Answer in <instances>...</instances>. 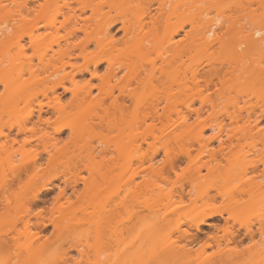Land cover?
Wrapping results in <instances>:
<instances>
[{
  "label": "rangeland",
  "instance_id": "obj_1",
  "mask_svg": "<svg viewBox=\"0 0 264 264\" xmlns=\"http://www.w3.org/2000/svg\"><path fill=\"white\" fill-rule=\"evenodd\" d=\"M25 1L33 6L42 4L44 9L39 13L40 7H37L36 10L24 6L20 7L19 5ZM48 1L47 4V0H0V7L12 8L7 16L0 13V20L6 16L5 20L7 18L9 23H15L19 20L18 24L22 25L12 34V39L7 44L8 51L12 57L17 59L15 60V69L9 79L18 80L22 84V88L19 89L17 96L10 104H4L3 100L0 99V159H2V161L0 160V195H9L10 199L9 207L7 209L2 208L0 234L10 228V223L14 218L25 214V212L39 213L45 221L51 220L53 222L41 235V241L47 242L46 250L41 258L43 259L42 262H39L40 259L28 264H47V262H55L58 259L66 260L68 264H89V262H93L94 258L96 260L98 256L101 258L100 255L109 254L108 252L114 254L130 248V244L137 241L138 233L142 230L143 222L137 221L139 213L145 215L149 214L148 212L168 214L167 221L157 228V240L161 243V241L165 242L168 239H178V236L184 231L196 232L193 229L194 223L211 212L209 206L203 205V192L211 190L210 192L213 193V188L221 185V178H229L222 185V189L225 191H234V188L246 179H249L251 183L260 179L256 177V174H260L264 170V140H233L230 143L231 150L227 149L226 157L222 158L218 153L215 155V159H212L211 153L219 149V142L211 140L210 142L207 141L208 143L206 141L198 143L194 140V136L202 127L205 129V140L209 139L214 133V130L211 129L214 125L221 127L223 138H226L227 134L240 136L245 134V129H248L249 124L253 125L255 120L259 122L260 130H264V79H261L258 70V66L264 67V57L263 61L259 63L261 54H258L259 52L255 49L249 48L242 61L236 65L232 64L231 67L227 63L230 53L229 45L233 41L240 40L253 27L261 28L262 35H264V0H225L224 2L199 0V3H196L197 0H188L190 10H187L186 13L169 18L155 30L145 29L143 32L144 43L149 48L146 53L138 57V63L141 68H148L152 64L159 67L161 58L165 59L168 56L172 59L169 61L170 65L167 66V69L172 71L176 77H181L186 72L190 81L189 71L198 67L197 80L202 84L201 87L204 88V81L210 78L216 87L210 85L211 89L207 92L204 91L193 97H175L168 102L161 100L158 106L166 108L165 114H170V119L165 116L154 117L153 119L137 117L142 114V106L153 98L155 91L150 87L144 89L145 91L141 93L139 100L132 103L128 102V111L123 117L125 121L123 126H128L126 122L128 120L132 123L130 129L135 128L140 136L146 137L152 131L159 134L160 131L166 130L168 125L169 130L174 128L178 131V125L185 122L190 127V139L183 143L171 144L170 148H173L169 149L173 153L171 156H175L176 160L179 157L182 158V161L178 162L175 173L169 170L168 157L163 151L164 147L162 144L160 145L161 142L153 140L149 135V138L138 139L139 148L136 150L132 148L129 142H126L127 140H124L125 147L118 159L123 171V181L129 176H134L135 183H140L143 180L142 176L146 174L145 178L150 179L149 189L151 191H137L136 189L131 192H124L126 199L119 211L117 220L120 223L123 222L124 225L129 224L131 227H128V230L124 231L121 236H115L116 241H113L116 245L112 244L113 241L109 239L108 241L111 242L109 245L112 244V247L106 250L104 241L106 235L101 238L96 237L95 228L91 221L94 212L106 203L108 204L110 198L120 187L122 180L114 182L112 190L110 187L108 188V184H105V189L102 187L100 192L93 195L88 194V191L84 193V182L90 180L91 174L81 162L78 154L84 155L83 148L86 145L100 148L105 142H109L111 138L116 137L121 132L118 129L106 128L104 124H98L99 120L95 118V113L101 117L108 115V112H104L99 106L82 101L70 102L72 100L71 93L63 92L62 87L56 86L57 75L54 76V70L68 72L74 68L71 73L75 76L74 80L78 86L81 84V86L97 85L98 77L91 75L94 67H96L98 76L104 75L107 71L106 57H117L118 51L114 50L105 56L95 48L93 43H90L89 38L82 30H76L74 37L71 38L72 43L76 45L85 44V54L74 48L70 51V54L73 52L71 55L54 62L51 61L49 67L44 69L41 64L39 66L42 59L46 62L45 59L51 55L46 44L52 40L63 38L66 31L71 28L66 27L65 30L60 27L59 22L63 20L60 10L62 2L59 1L54 4L52 0ZM67 1L73 11L81 14L82 18L90 16L89 9L80 12V7L76 2ZM99 1L102 3L101 25L116 20L121 13L126 12L127 8L132 9L135 17L142 13L141 5L138 4L137 0H121L117 7H109L106 3L107 0ZM147 1L150 2V9L154 12L155 1ZM196 7H202L205 11L203 14L205 19H212L217 23L216 31L219 40L212 46L201 47L198 42L193 41L196 37V29L191 23V15L196 11ZM1 10L0 12L3 11ZM54 18H56L54 24L49 25L50 20L52 21ZM33 20H35V26L39 28L40 34L45 38V42L36 51L29 47L26 34L27 30L30 29L29 27L35 28L33 22H30ZM94 23L92 22L89 32H92V28L96 27ZM3 25L5 26V23ZM120 26L119 22L111 23L109 26L116 40L124 35ZM169 41L173 43L172 47L181 43H185L186 46L180 51H177L178 48H176V52L174 50L166 51L165 47ZM55 46V43H52V47ZM1 51L2 48H0ZM29 65L32 68H38V76L35 79L39 82V86L34 89L27 87L33 80L30 76ZM117 71L121 76L124 74L120 67H117ZM3 78V75L0 74V94L3 91ZM133 86H135L134 83ZM51 87L56 89L55 94L52 93ZM215 88H219L220 91H214ZM93 94V96L97 94L95 89ZM57 95L60 97V106L63 107L61 113L52 109L57 104L54 97ZM193 110H199L200 116H192ZM39 111L46 112L41 121L37 117ZM160 112H162V108ZM82 119L86 123V126L80 125L84 127L83 136L75 137L70 126ZM136 121L139 123H134ZM168 128L167 131H169ZM124 133L130 132L126 130ZM7 149L16 152L14 160L7 161L4 159ZM133 154L142 156L143 162L130 161ZM184 156L186 157L184 158ZM260 156L263 163L259 162L258 171H245V174L248 173L239 179L241 169H251L254 160L258 157L260 159ZM257 160H255L256 163ZM203 162H209L208 167H216L209 174L205 167H201V174L207 175L201 181L196 194L198 197L203 194L201 200L198 198L196 204H193L189 199L180 202L175 195V190L179 185L186 184L195 166L199 167ZM21 165L26 166V172H19V169L22 168ZM151 168L154 170L162 168L164 173L162 172L163 175L155 174L152 176ZM166 170L167 174H165ZM241 172L243 174V171ZM243 187H247V184L241 186V188ZM73 188L76 191H73ZM126 189H129V186ZM121 193L120 195L123 196V192ZM36 194H43L44 200L40 201L37 206H33L31 202ZM196 196L192 195V199ZM256 198L257 204L244 206L235 211L236 220L234 223L232 221L230 223L235 225V229L241 228L240 225L249 226L256 232L254 242L260 243V240L264 238V233H259L261 229L258 231L257 228L258 222L264 219V191ZM248 199L249 196L245 195L241 201L245 202ZM91 203L95 206L93 207ZM226 203L225 199L220 198L214 202V207L218 212H224ZM84 206L87 207L88 213L82 215L79 210ZM77 210L78 213H75ZM222 214L223 217H228L225 212ZM208 221L211 222L210 224H223L222 217H213ZM207 226L209 225H202L204 232L199 233L203 237L205 232L214 231L212 227ZM106 232L108 233V231ZM107 236L110 237L108 234ZM203 239L192 245L191 262L177 264H205L216 251V247L206 248ZM246 244L248 245V241L244 243V245ZM133 249L135 250V246ZM100 251L105 254H100ZM96 252L100 255L96 256ZM146 252L143 263L138 260L137 262L133 261L132 264H159L156 258V261L152 259L151 250ZM11 258L9 254L0 255V264L14 262ZM146 259L147 261H145ZM246 260L249 259L246 258ZM242 261L246 262L244 259ZM246 264H250V262Z\"/></svg>",
  "mask_w": 264,
  "mask_h": 264
},
{
  "label": "bare ground",
  "instance_id": "obj_2",
  "mask_svg": "<svg viewBox=\"0 0 264 264\" xmlns=\"http://www.w3.org/2000/svg\"><path fill=\"white\" fill-rule=\"evenodd\" d=\"M59 1L62 2L60 10L62 11L61 15L63 16V20L59 22L60 27L65 30L66 27L71 28L70 30L66 31V35L63 38L52 40L50 43L46 44V48L50 49L51 55L49 58L45 59L46 62H44V59H42V61L39 63V66L41 64L44 69L45 67H49L51 61L54 62L65 56L71 55L73 52L70 54V51L74 48L79 49L80 52L85 54V44L76 45L72 43L71 38L74 37L76 30H82L89 38L90 43H93L95 48L100 50L101 54L106 56L107 54H111L114 50L118 51L116 54L117 57H106L105 66L107 71L105 70L106 72L104 75H101L103 77L98 76L96 67H94L91 75L98 77L99 82L97 85L87 84L81 86V84L78 86L74 80L75 76L73 73H71L74 68L68 72L61 70L63 74H60L62 72L59 70V72L54 70V76L57 75L55 84L57 87H62L63 92L67 91L71 93L70 95H72L73 101L71 100L70 102L82 101L88 104L93 103L96 106H99L104 112H108V115L106 117H101V115L95 113V118H98L99 120L98 124H104L106 128L118 129L121 132V134L111 138L109 142H105L100 148L86 145L83 148V151H85L84 155H80V153L78 154L81 162L88 168L91 174L90 180L88 182H84V193L88 191V194L93 195L97 192H100L102 187L105 189V184H108V188L110 187V190H112L114 182L122 180L120 187L115 192L113 197L110 198L108 204L106 203L97 209L94 212L91 221L95 228L94 231L96 237L101 238L106 235L104 237V239L106 238L104 240L106 244L105 247L107 248L106 250H109V248L112 247L111 245L115 244V236H121L124 231L128 230V227H131L129 224L124 225L123 222L120 223L117 220L119 211L125 203L126 195L124 192H131L136 189L137 191H151L149 189L150 179L145 178L146 174L142 176L143 180L140 183H135L134 176H129V178L123 181V171L121 170L120 164L118 163V159L121 157L122 151L125 147L124 140H127L126 142H129L132 148L136 150L139 148V145L137 144L138 139L147 138L149 135L153 138V140L161 142L160 145L162 144V147H164V150H162L165 151L166 157H168L167 164L169 165V170L175 173L178 162L182 161V158L179 157L176 160L175 156H171V154H173L172 150L171 152L169 150L173 149L170 148L171 144H179L178 142L183 143L190 139V127L185 122L181 123L182 125L179 124L180 126L178 125V131L174 130V128L169 130L170 128H168V125L166 130L160 131L159 134H156L154 131H152L149 135H146V137H142L144 135L140 136L139 132H136L135 128L130 129L132 127V123L128 120H126L128 126H123L125 125L123 117H125V114L128 111V102L132 103L139 100L141 93L145 91L144 89L150 87V89L155 91L153 92V98L142 106V114L137 117L153 119L154 117L165 116L170 119V114H165L166 108L158 106L161 100L168 102L175 97H193L203 93L204 91L207 92L209 89H211L210 85L216 87V84L211 78L206 79L204 81L205 87L202 88V84H200V81L197 80L199 75L198 67L189 71L191 77L190 81L188 80L189 76L186 72L181 77H176L172 71L167 69V66L170 65L169 61L172 59L168 56L165 59L161 58V65L159 67H156L154 66L155 64H152V66L148 68H141L138 63V57L146 53L149 48L144 43L143 32L145 29L150 28L155 30L164 24L169 18H173L174 16L177 17L178 15L186 13L187 10H190L188 7V0H152L156 3L154 12H152L150 9L151 5L149 4V1L137 0L138 4L141 5L142 8V13L140 16L135 17L132 9L127 8L126 12L121 13L120 16L116 18V20L114 19L104 25L100 24L102 3H100L99 0H73L77 3V5H79L80 12H85L86 9L90 10L91 14L88 16V18H82L81 14H77V12L73 11L67 0H52V3L55 4ZM120 1L121 0H107L106 3L109 5V7H117ZM197 1L196 3L200 2L199 0ZM219 1L224 2L225 0ZM48 3L49 1L47 0V4ZM19 6H24L33 10H36L37 7H40L39 13L44 9L42 4L33 6L26 1ZM9 9H6L5 6H2L0 7V10L2 11L0 13H3V15L7 16L10 14L12 8ZM195 9L196 11L191 15V23L196 29V37L193 39V41L198 42L199 46L201 47L212 46L219 40L218 32L216 31L217 23L212 19H205L203 17L205 11L202 9V7H196ZM6 16H4L3 20H0V48H2V51L0 52V74H2L4 77L3 91L0 94V99L3 100L4 104L8 105L17 96L19 89L21 90L22 88V84L19 83L18 80L9 79V76L12 75L13 70L15 69V60L17 59L12 57L8 51L9 49H7V44L10 43L12 34H14L16 30H18L22 25L18 24L19 20H17L15 23H9L7 18L5 20ZM55 21L56 18H54L52 21L50 20L49 25H53ZM30 22H33V27L36 25L35 20ZM92 22H95L94 24L96 27L94 29L92 28V32H89ZM114 22H119L121 24L120 28L124 33L123 37L119 38L118 40H116L114 34L111 33L109 28L110 24ZM2 23H5V26ZM29 28L30 29H28L26 33L29 40V47L36 51L45 42V38H43L40 34L38 27L36 28L35 26V28ZM52 43H55L56 48L52 47ZM119 45L121 47H118ZM172 45L173 43L169 41L165 47V50H174L176 52V48H178L177 51H180L184 46H186L185 43H181L174 47H172ZM229 47L230 53L227 63L230 67L232 64L236 65V63L242 61L247 55L249 48L255 49L257 52H259L258 54H261L259 56V58L261 57V59H259V63L262 62L264 57V35H262L261 28L253 27V29H250V32L247 35H244L240 40L236 39L232 44L229 45ZM256 51L255 53H257ZM31 65L34 66V64ZM31 65H29V72L33 80L30 81V85L27 87L34 89L39 86V82H37L35 79L38 76V68H32ZM117 67H120V70L124 72L122 76L119 75ZM258 70L259 76L261 79H264V67L258 66ZM155 82L157 83L155 84ZM66 83H69L70 85L68 84V86ZM133 83L135 86L132 87ZM94 89L97 92L96 96H93L95 95L93 94ZM51 91L53 94H55L56 89L51 87ZM214 91L219 92L220 89L215 88ZM54 97L55 100H57V104L52 107L53 111L57 113L63 112V107L60 106L59 95ZM161 108L162 112H160ZM44 113L46 112L39 111L37 115L38 120H43L42 117H44ZM191 115L199 117L200 111L193 110ZM134 123H139V121ZM258 124L259 122L255 120L253 125L249 124L250 126L248 125V129H245V134H241L240 136L227 134L226 138L222 137L221 127L219 125H214L213 128L211 127V129L214 130L215 134L213 133V135L206 140L204 138L205 129L201 127L196 132L194 140L198 143L203 141L208 143L211 140L219 142V149L216 152L211 153L212 159H215V155L218 153L222 158H224L226 157V154H228L227 149H230V143H232L233 140H264V130H260ZM80 125L86 126L84 119L80 120L79 122L77 121L76 124H72L70 126V129L72 130V133L75 135V137L83 136L84 127H81ZM167 128L169 131H167ZM126 130H129L130 133H124ZM15 153L16 152H14V150L7 149V151H5L4 159L7 161H12V159L14 160V157L16 158ZM185 157L186 156H184V158ZM143 159L144 158H142V156L133 154L130 161L134 160L136 163H142ZM257 159L255 160L258 162L256 163L254 160V163L251 165L252 170L249 168H245V170L241 169L244 175L240 171L239 175L241 176H239V179L242 176L244 177L250 171H258V165L259 162H262V157L260 159L258 157ZM0 160L2 161V159ZM208 163L203 162V164H201L199 167L195 166V169L192 171L187 183L179 185L175 190V195L180 202H184L185 199H189L193 204H196L198 198L201 200V196L204 194L202 196V199H204L203 205L209 206L211 212L207 213V215L194 223L193 229L196 232L184 231L182 234H180V236H178V239H168L165 242L161 241V243H159L157 240L156 231L159 226L167 221L169 217L168 214H156L154 212H148L149 214L145 215L140 213L138 214V211L137 221L143 222V225L142 230L138 233L137 241L130 244V248L128 247L121 250L122 252H118L119 254L111 253V255L110 252H108L109 254H105L103 251H100V254L103 253L107 255L102 256L98 253V251L95 255H100L101 258L98 256L97 260L94 258L93 262H89V264H128V262L132 264L133 261L137 262L138 260L143 263L147 250L152 251V259L154 261L157 259L159 264L187 263L191 262L190 258L192 254V245L194 243H199L203 238V244L206 248L216 247V251L208 258L205 264H240V261L243 264H246L247 262H250V264H254L255 262L256 264H264V238L260 240V243H256L254 242L256 232L253 229L245 225H240L241 228L238 227V229H235V225L233 224L236 220V216L234 215L235 211L241 209L244 206L247 207L252 204H257L258 200L256 196L261 195V193L264 191V170H262L260 174H256V177L260 178L259 180L251 183L249 179H246V181L244 180L240 183V185H237V187L234 188V191L223 190L222 185L225 183V180H228L229 178H221V185L213 188V193L210 192L211 190H205L207 192L204 191L203 194L198 197L196 196L198 187L201 181L207 176L201 174V167H205L208 174L211 173L216 167H208ZM21 166L22 168L19 169L20 171H18L21 173L26 172V166ZM245 171L248 172L245 174ZM162 172L164 173L162 168L157 170L152 168L150 169L152 176L155 174L163 175ZM167 173L168 172L166 170L165 174ZM17 178L19 180L20 174ZM246 184L247 187L241 188L242 185ZM128 186L129 189H126ZM73 191H76L75 188H73ZM121 192H123V196L120 195L122 194ZM192 195H195L196 197L192 199ZM245 195H248L249 199L243 202L241 200ZM42 196L43 194H36L33 197L31 204L33 206H37L40 201L44 200V196ZM217 198L225 199L227 201L224 212L228 215V217H223L222 213L224 212H218V210L215 209L214 202L218 200ZM9 205V195H0V217L3 216L2 210L4 208L7 209ZM91 205L93 207L95 206L93 203H91ZM75 213H78V210ZM79 213L82 215L87 214V207L84 206L80 208ZM213 217H222L223 224H210L211 222L209 223L208 219ZM230 221L233 223H230ZM51 223H53L51 220H49V222L45 221L43 216H41L39 213L31 214L30 212H25V214L17 216L10 223V228L0 234V255L9 254V256L12 257L11 259L14 260V262H10V264H28L32 261L40 260L47 247V242L44 240L41 241V235ZM206 224L210 226L207 227H212L214 231L211 230V233L205 232L203 237L199 233L204 232L202 225ZM258 229H261V232L259 233H264V219L258 222L257 230ZM106 231H108V233ZM107 234L110 237H108ZM109 239L110 241H115L109 245V243H111L108 241ZM247 241L248 245H244V243ZM250 241H252V244H249ZM134 246L135 250L133 249ZM95 255L94 257H96ZM246 258L249 260H246ZM243 259L246 262H243ZM42 260L43 259H41L39 262H42ZM145 261H147V259ZM47 264H68V262L66 260L58 259L55 262H47Z\"/></svg>",
  "mask_w": 264,
  "mask_h": 264
}]
</instances>
